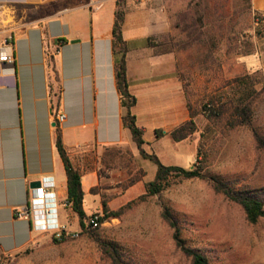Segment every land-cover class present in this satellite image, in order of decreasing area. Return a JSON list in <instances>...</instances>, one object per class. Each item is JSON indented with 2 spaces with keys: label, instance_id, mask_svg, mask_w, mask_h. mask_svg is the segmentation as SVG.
Wrapping results in <instances>:
<instances>
[{
  "label": "rangeland",
  "instance_id": "374dc122",
  "mask_svg": "<svg viewBox=\"0 0 264 264\" xmlns=\"http://www.w3.org/2000/svg\"><path fill=\"white\" fill-rule=\"evenodd\" d=\"M248 0H117L128 26L141 28L153 55L165 56L161 71L181 79L196 132L181 142L169 133L144 145L165 165L203 166V174L234 183L236 190L264 198V149L252 129L264 137V27L255 24ZM245 92L253 102L252 127L230 128L229 112L204 114V105L227 102ZM239 96V95H238ZM216 105V106H217ZM188 120V119H187ZM185 120V121H187ZM147 142L149 134L146 133ZM131 140V139H130ZM83 172H95L92 214L103 216L102 202L119 212L96 231L55 243L50 233H34L29 246L4 255V264H112L100 243L115 246L130 264H191L175 244L161 214L168 208L178 220L186 246L202 252L209 264H264V218L246 221L240 206L216 194L209 181L170 179L160 194L141 198L156 166L141 157L134 142L117 147H89L79 158Z\"/></svg>",
  "mask_w": 264,
  "mask_h": 264
},
{
  "label": "crops",
  "instance_id": "0c3cea01",
  "mask_svg": "<svg viewBox=\"0 0 264 264\" xmlns=\"http://www.w3.org/2000/svg\"><path fill=\"white\" fill-rule=\"evenodd\" d=\"M251 16L262 18L264 0H248ZM117 0H0V42L10 40L13 66L0 70V252L9 255L32 242L31 223L17 217L32 182L53 184L57 221L65 230L67 177L55 145V121L73 165L82 173L83 208L86 194L97 185L95 172H83L79 158L87 148L117 147L132 141L121 121L112 51ZM147 34L123 23L127 43V81L136 97L132 114L143 130L145 145L155 131L170 133L189 119L181 79L161 71L165 56L153 55ZM148 132L149 142L146 139ZM131 139V140H130ZM95 195V194H92ZM96 196V195H95ZM97 208H95L96 210Z\"/></svg>",
  "mask_w": 264,
  "mask_h": 264
},
{
  "label": "trees",
  "instance_id": "16d2710c",
  "mask_svg": "<svg viewBox=\"0 0 264 264\" xmlns=\"http://www.w3.org/2000/svg\"><path fill=\"white\" fill-rule=\"evenodd\" d=\"M115 16L116 18L112 30V51L115 81L120 95V104L122 109V125L130 131L132 141L136 145L141 157L152 162L156 166L155 177L152 181L146 183V194L141 198L160 194L163 190L170 186V179L172 177H178L185 180H207L216 194L223 195L227 200L241 207L246 221L249 224H256L260 219L264 218V198L262 196L236 190L234 183L231 181L223 180L216 176H205L203 174V166L194 165L193 168L187 169L175 165H165L155 154H149L145 151L143 130L136 125V117L132 114V108L136 105L137 100L136 97L130 93L127 81L126 55L128 52V46L123 39V23L125 14L123 11L117 10ZM245 97V92L240 94L233 93L232 97H230L227 102L221 103L220 105H217L216 102L212 100L204 105V114L209 118H220L224 115V113L229 112L227 123L230 128L241 126L252 127L254 112L253 102L249 100L246 101L247 98ZM187 109L189 110V119L175 127L169 133L170 138L174 142L186 140L197 130L196 123L194 121V113L191 112L190 105L188 104ZM55 126V145L63 161L67 177V198L65 204L77 215L80 228L82 232L85 233V222L89 216L86 215L83 208L84 193L82 190V173L73 165L69 158L68 152L63 145L62 134L57 121H55ZM163 134L164 133L161 130L155 131V136L157 138ZM252 134L257 147L259 149H264V137L255 129H252ZM95 191L96 189L92 188L91 194H96ZM102 211L103 216H100L99 218L100 224L107 219L117 218L119 216V212L110 210L105 201L102 202ZM161 216L173 230V239L176 246L191 259V264H209V260L202 252L195 248L186 246L185 240L181 237L178 220L173 216L172 212L168 208L163 210ZM52 239L55 243H60L65 240H59L55 237ZM100 247L103 253L111 260L112 264H130L123 259L122 253L115 246L101 242Z\"/></svg>",
  "mask_w": 264,
  "mask_h": 264
},
{
  "label": "built area",
  "instance_id": "2783aa9c",
  "mask_svg": "<svg viewBox=\"0 0 264 264\" xmlns=\"http://www.w3.org/2000/svg\"><path fill=\"white\" fill-rule=\"evenodd\" d=\"M262 18L255 16V24L260 25ZM11 49L10 40L0 42V70L3 66H13L14 57L7 50ZM65 115L57 116V122L62 123ZM53 184L48 179L40 182L38 188L29 190L24 208L17 213V217L23 218L31 223L34 232L50 233L53 237L61 240L76 237L79 233H69L63 225L57 221V207L55 194L52 192ZM99 214H91L85 222V231H96L100 227ZM82 232V230H81ZM0 264H4V254L0 252Z\"/></svg>",
  "mask_w": 264,
  "mask_h": 264
},
{
  "label": "water",
  "instance_id": "95a60500",
  "mask_svg": "<svg viewBox=\"0 0 264 264\" xmlns=\"http://www.w3.org/2000/svg\"><path fill=\"white\" fill-rule=\"evenodd\" d=\"M53 125H55V124H53ZM39 186H40V182H38V181L32 182L30 184V189H32V188H38Z\"/></svg>",
  "mask_w": 264,
  "mask_h": 264
}]
</instances>
